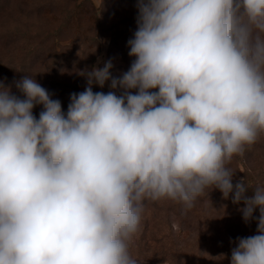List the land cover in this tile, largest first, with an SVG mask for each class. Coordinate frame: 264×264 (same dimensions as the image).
Segmentation results:
<instances>
[{
    "label": "clouds",
    "instance_id": "1",
    "mask_svg": "<svg viewBox=\"0 0 264 264\" xmlns=\"http://www.w3.org/2000/svg\"><path fill=\"white\" fill-rule=\"evenodd\" d=\"M136 8L129 69L81 72L66 113L31 76L15 82L23 98L0 81V264H138L144 202L191 209L207 188L257 224L230 264H264V185L233 184L227 166L264 134V0Z\"/></svg>",
    "mask_w": 264,
    "mask_h": 264
},
{
    "label": "trees",
    "instance_id": "2",
    "mask_svg": "<svg viewBox=\"0 0 264 264\" xmlns=\"http://www.w3.org/2000/svg\"><path fill=\"white\" fill-rule=\"evenodd\" d=\"M89 1L0 0V81L5 85H11L13 94L23 98L22 93L16 89L15 82L28 75L48 90L53 99L60 100L62 110L67 112L70 94L82 92L87 86L86 76L80 74V69L86 67V70L90 71L101 51V38L104 35L103 17L97 16L95 8ZM136 2L137 0H131L126 9H122L117 4L112 5L115 13L107 18L110 26L106 32H111L112 43L116 44V41L124 40L121 51L124 60L135 59L128 55L127 41L133 37L132 31L136 30ZM120 24L128 26L133 24V26L122 30L119 28ZM52 32H69L70 35L56 40L51 39ZM45 33L49 36H44ZM41 36L44 37L40 40ZM59 45L67 50L63 58H61L62 51L58 49ZM21 54H24L23 57ZM28 57L31 58L30 65L27 63ZM17 58L21 59L17 60ZM59 58L63 65L71 61L70 72L62 70L63 66L57 61ZM122 70L125 69H122L120 65L112 68L113 73L122 74L125 72ZM93 91L107 93L112 89L100 88L94 84ZM117 94L120 93L117 92ZM40 111L42 106L38 105L33 109V114L38 118ZM227 166L235 172L233 184L245 179L252 188L257 183L264 185V134H261L256 144L246 148L243 156H234ZM251 194L249 190L247 195ZM173 204L176 202L167 199L156 202L146 200L144 207L149 205L151 209L170 213L173 210L171 206ZM179 207H182L178 213L180 216L186 209L182 204H179ZM241 207H243L242 202L240 204L232 202V194L225 199L218 189H205L204 194L195 200L191 208V210H197L198 223L202 224L199 235L217 226L223 229L222 224L226 228L229 222H234V226L237 225L240 228L239 231H243L240 237H246L251 232L255 233L257 224L254 220L247 224L241 222L242 213L238 211ZM254 215H259L258 210ZM158 224L153 214L142 217L139 236H134L129 245L130 254L138 261V264H164L163 259L156 261L152 258V254L156 253L157 249L162 250L164 255L160 253L162 258H172L166 255V250L169 249L168 236L161 227H158ZM182 232L184 233L183 230L180 233ZM206 244L204 240L202 246ZM171 263L173 264L172 261ZM177 264H180L179 261Z\"/></svg>",
    "mask_w": 264,
    "mask_h": 264
},
{
    "label": "rangeland",
    "instance_id": "3",
    "mask_svg": "<svg viewBox=\"0 0 264 264\" xmlns=\"http://www.w3.org/2000/svg\"><path fill=\"white\" fill-rule=\"evenodd\" d=\"M89 2L92 3L93 7L95 8L97 16L103 17L104 22H102V29L104 35L101 38V51L97 55L92 68H102L105 62L111 60L113 68L120 65L122 66V69H125L122 71L126 72L129 69L131 63L133 62V59H122L121 51L124 47V40L116 41V44L112 43V34L110 31L106 32V30L110 26V22H107V18H110L111 14L115 13L112 9V5L117 4L122 9H126L125 7L130 5L131 0H104L102 9L97 8L93 3V0H90ZM127 24L129 25V22ZM127 24H120L119 28L125 30L126 28L133 26V24L131 26H128ZM134 32L135 31H132V34ZM50 34H52L51 39L56 40L64 39L67 37V35H70L69 32H52ZM44 36L48 37L49 34L46 35L45 33ZM44 36H41L39 39L41 40ZM73 36H75V34H73ZM58 49L62 51L61 58H63L67 50H64L60 45ZM23 55L24 54H21V57H23ZM61 58L57 60L58 64H61L63 66L62 70H67L70 72V68L72 66V64L70 63L71 61H69L68 64L63 65V63L60 61ZM19 59L21 58H17V60ZM27 59V63H29L30 65L31 58L28 57ZM10 66L11 64L9 65V67ZM86 69V67H82L80 69V73L86 71ZM111 74L113 77H119L121 75L120 73H113L112 69ZM109 84L110 81L106 82L103 88L111 89L109 87ZM171 206L173 207V210L170 213H166L165 211H159L153 208L151 209L149 208V205H147V207H144V211L142 213V217L151 216L152 214L155 215L156 219L159 222L158 227H161L164 233H166V235L168 236L167 241L169 249L166 250V255L172 258H162V250L157 249L158 252L156 251V253L152 254V258L154 260L161 261L163 259V262H165L164 264H172L171 261L173 262V264H177V261H179L180 264H230L231 249L234 247L232 245L235 244V239L237 237H240L241 232H243L242 230L239 231L240 228L237 225L234 226V222H229L226 225V228L225 225L222 224L223 229H220L217 226L215 229H208L205 234L199 235V229L202 224L198 223L199 214L197 210L194 211V209H186L184 210L183 214L179 216V210H181L182 208L179 207V203L173 204ZM241 222L244 223L243 220ZM181 230H183L184 233H180ZM137 234L135 235V237L139 236V233ZM255 234L256 232H251L248 236ZM204 240H206L207 244L202 246V242Z\"/></svg>",
    "mask_w": 264,
    "mask_h": 264
}]
</instances>
